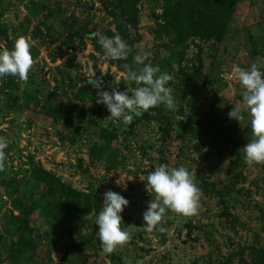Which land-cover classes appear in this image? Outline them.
Instances as JSON below:
<instances>
[{"label": "rangeland", "instance_id": "rangeland-1", "mask_svg": "<svg viewBox=\"0 0 264 264\" xmlns=\"http://www.w3.org/2000/svg\"><path fill=\"white\" fill-rule=\"evenodd\" d=\"M33 2L43 3L51 16L28 18L26 0H0V50L11 51L24 36L34 60L26 84L0 78V137L8 141L0 172V264H14L8 248L19 222L15 206L34 190L33 166L75 190H93L102 202L108 190L122 195L129 204L121 213V229L131 239L104 254L94 216L78 234L69 235L65 226L33 211L25 233L32 250L18 264H79L92 253L85 264H250L249 250L264 248V165H244L243 147L252 132L243 134L249 116L233 67L250 69L255 63L264 69V0H242L237 6L241 19L222 43L188 38L179 45L155 25L162 11L159 1L138 0L134 26L127 18L132 35L127 60L106 59L94 35L115 33L116 0ZM137 55L173 77L166 86L176 110L160 105L125 125L108 118L106 106L96 103L99 90L88 80L99 79L107 84L102 90H127L131 96L137 85L125 79L121 68L128 62L133 70L142 67L134 63ZM187 88L190 93L183 97ZM236 106L245 117L240 122L228 116ZM48 107L66 112L69 124L52 122ZM102 129L114 136L111 157L99 152L105 146L98 136ZM160 164L186 167L202 195L198 214L167 211L161 225L166 231L147 233L143 213L152 197L146 178ZM233 183L237 190L225 203L202 192L203 186L218 191Z\"/></svg>", "mask_w": 264, "mask_h": 264}, {"label": "clouds", "instance_id": "clouds-1", "mask_svg": "<svg viewBox=\"0 0 264 264\" xmlns=\"http://www.w3.org/2000/svg\"><path fill=\"white\" fill-rule=\"evenodd\" d=\"M94 35L99 36L98 43L106 59L127 60L131 48L118 33L111 38ZM30 49L28 39L20 36L15 40L11 51L7 48L0 50V78L16 77L18 83L26 84L34 65ZM146 56L147 54H144V58ZM134 63L143 66L133 70L128 64L123 65L126 70L125 79L137 85L131 96L127 90H102L99 79L88 80V83L99 90L96 103L106 106L110 113L108 118L129 125L134 118L141 117L148 113L149 109L160 105L168 110H176L172 89L166 86L173 77L161 72L158 65L144 64L139 55L134 58ZM233 74L243 89V108L248 113L252 132L249 143L243 147L244 163L249 167L254 164L264 165V73L253 63L250 69L234 66ZM228 116L239 122L245 118L240 106L233 107ZM7 147L8 141L0 137V172L5 170L4 150ZM198 157L199 155L197 159ZM145 189L152 197L143 213V225L147 233L154 230L166 231L161 225L167 211L184 217L198 214L202 193L196 186L195 177L182 165L171 168L167 164L156 166L146 178ZM128 204L129 201L122 195L108 190L103 194V206L99 213L89 214L94 216V223L99 228L96 236L100 241L102 253L111 254L131 239L130 234L121 229V213Z\"/></svg>", "mask_w": 264, "mask_h": 264}, {"label": "trees", "instance_id": "trees-1", "mask_svg": "<svg viewBox=\"0 0 264 264\" xmlns=\"http://www.w3.org/2000/svg\"><path fill=\"white\" fill-rule=\"evenodd\" d=\"M21 3L25 0H13ZM24 10L28 18H37L38 15L47 19L51 16V10L43 3H35L33 0H26ZM162 9L161 13L155 15L154 21L158 31L163 37H170L174 45L182 44L188 38H194L203 42L222 43L232 30L233 23L241 19L238 15L237 6L242 0H158ZM138 0H116L117 12H113L115 22V33L104 31L102 36L109 38L118 33L127 43L132 37L127 28L132 20L135 24L136 5ZM129 18L130 20H127ZM124 23H122V20ZM234 32V30L232 31ZM140 38H134L133 42H139ZM100 46V44H99ZM131 68L133 63H127ZM124 69L123 67L121 68ZM264 73V69H260ZM189 87V86H188ZM187 88L183 97L190 93ZM43 105H45L43 103ZM189 105V102L187 103ZM46 115L52 122L61 123L63 126L69 124V117L66 112L57 108H49ZM143 118L136 117L135 119ZM251 132L250 119L248 117L243 129L244 136ZM105 146L99 148L112 156L113 146L111 134L108 130L102 129L98 135ZM112 140V141H111ZM249 143V139L247 138ZM97 154H94L96 157ZM246 166V164L244 163ZM29 179L34 190L29 192L25 201H19L15 206L18 212V225L13 233L8 248V257L14 264L20 262L19 257L32 250V243L27 235L29 230V215L36 211L38 215L49 221L65 226L69 235H76L85 226L90 213L96 214L102 208V200L96 196L93 190L81 192L61 182L53 173L33 166L29 173ZM237 190L235 183L225 190H214L211 187L203 186L202 192L206 196L214 195L221 203H225L231 192ZM83 255L79 264H85L88 256ZM250 264H264V248L249 250Z\"/></svg>", "mask_w": 264, "mask_h": 264}, {"label": "water", "instance_id": "water-1", "mask_svg": "<svg viewBox=\"0 0 264 264\" xmlns=\"http://www.w3.org/2000/svg\"><path fill=\"white\" fill-rule=\"evenodd\" d=\"M89 9L91 10V7ZM101 87L105 88V87H107V84L103 83V84H101Z\"/></svg>", "mask_w": 264, "mask_h": 264}]
</instances>
